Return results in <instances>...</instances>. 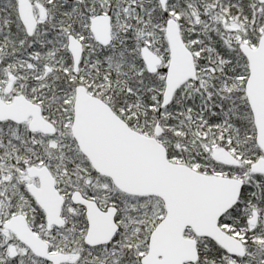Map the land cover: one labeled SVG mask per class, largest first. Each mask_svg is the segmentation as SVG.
<instances>
[{
    "label": "snow or ice",
    "instance_id": "snow-or-ice-1",
    "mask_svg": "<svg viewBox=\"0 0 264 264\" xmlns=\"http://www.w3.org/2000/svg\"><path fill=\"white\" fill-rule=\"evenodd\" d=\"M0 264H264V0H0Z\"/></svg>",
    "mask_w": 264,
    "mask_h": 264
}]
</instances>
